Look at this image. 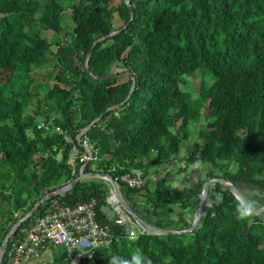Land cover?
Segmentation results:
<instances>
[{"label":"trees","instance_id":"16d2710c","mask_svg":"<svg viewBox=\"0 0 264 264\" xmlns=\"http://www.w3.org/2000/svg\"><path fill=\"white\" fill-rule=\"evenodd\" d=\"M112 1L0 0V245L43 194L78 175L85 163L79 159L86 152L83 142L93 157L84 172L110 174L131 207L157 227L169 225L146 219L133 195L144 200L140 206L150 215L177 206L183 217L198 207L203 183L217 177L253 186L262 199L244 195L247 202L264 206V0H130L134 16L125 28L130 9L125 0ZM117 28L122 30L95 45L88 66L99 77L128 69L135 88L78 142L84 126L129 93L128 72L99 80L85 65L93 41ZM61 34L68 36L63 40ZM45 66L50 70L40 79L34 70ZM197 73V94L181 88ZM191 124L196 139L180 155ZM73 147L74 166L68 162ZM181 162L184 166L160 175V169ZM195 163L206 165L202 179L168 185L167 178ZM137 171L145 179L141 187L120 181V175ZM110 189L103 179L87 178L65 196L53 197L69 205L95 200L99 219L111 226V241L79 264L131 260L137 252L151 264H264V219L260 213L239 219L242 203L218 181L210 183L196 228L183 234L138 227L130 237L126 225L113 224L115 218L102 212ZM49 203L18 227L7 250L20 227ZM65 257L59 252L48 264H62Z\"/></svg>","mask_w":264,"mask_h":264},{"label":"built area","instance_id":"2783aa9c","mask_svg":"<svg viewBox=\"0 0 264 264\" xmlns=\"http://www.w3.org/2000/svg\"><path fill=\"white\" fill-rule=\"evenodd\" d=\"M83 144L87 146L85 142ZM77 157V149L73 147L68 154V162L74 166ZM79 159L86 161L89 156L85 152ZM119 179L130 188H138L145 183V179L138 171L124 173ZM110 191L107 202L115 206L119 214L113 224L126 225L128 235L134 237L140 229L122 213L113 191L111 189ZM95 205V200L69 205L55 198L50 199L43 214L20 227L16 240L5 251V264H41L37 260L50 246L60 247V252L65 254V261L62 264H79L82 258H90L98 247L112 239L111 226L99 219Z\"/></svg>","mask_w":264,"mask_h":264},{"label":"water","instance_id":"95a60500","mask_svg":"<svg viewBox=\"0 0 264 264\" xmlns=\"http://www.w3.org/2000/svg\"><path fill=\"white\" fill-rule=\"evenodd\" d=\"M125 3L127 4V6L130 9V19L123 24L122 28H125L129 22L133 19V9L130 5V0H125ZM122 28H117L112 32H109L108 34H105L101 37H98L97 39H95L87 53L86 56V60H85V65L87 68V71L89 74H91L95 79H99V80H105L108 78L113 77L114 75H116L118 72L121 71H125L129 73L128 69H125L123 67H117L114 70H112L111 72H109L108 74L104 75V76H95L92 74L89 66H88V61L89 58L91 56V53L95 47L96 44H98L100 41L104 40L107 37H112L116 34H118ZM130 78L132 79V84L129 90V93L126 97V99L118 104L115 105H111L109 107H107L104 112H102L101 114H99L98 116H96L95 118H93L86 126H84L79 133L77 134V141L80 142L82 135L89 130L92 126L95 125V123H97L102 116L111 111V110H116L117 108H119L120 106H122V104L130 97L132 91L135 88V79L132 73H129ZM82 145L85 148V151L87 153V155L89 156V159L85 161V163L80 167L79 169V173L78 175L72 179L71 181L67 182L66 184L60 186L59 188L49 191L45 194H43L34 204L33 206L26 212L23 214V216H21L20 218H18L9 228L8 232L6 233V235L4 236L1 245H0V264H2V260L4 257V253L6 251L8 242L10 240V238L14 235V233L16 232V230L18 229V227L25 221H27L31 216H33L36 212V210L38 209V207L43 204L44 202H46L47 200L55 197V196H65L67 194V192H69L71 189H73L78 183H80L82 180L87 179V178H100L103 179L105 181H107L110 185L111 190L113 191V195L117 201V205L118 207L121 209L122 213L124 215H126V217H129L140 229H142L143 232L146 233H154V234H183V233H187V232H191L193 231L198 222L200 221L201 217L203 216L205 210H206V206H207V201H208V191H209V187H210V183L213 181H218L221 184H223L226 188H228L233 194L234 196L245 206L248 204L243 191H242V182L238 181L236 184H233L230 181H226L223 178H217V177H212L207 179L202 186V191H201V199L200 202L198 204V207L195 209L194 215H193V220L191 222V225L185 229H179V230H175V229H169V228H160L155 226L152 223H149L147 221H145L143 218H141V216L124 200L120 188H119V184L118 182L108 173H104V172H84V167L87 165V163L91 160L92 158V151L88 146H85L83 143ZM191 170H194L195 172L192 173V176L194 178H197L199 176L198 173V167H197V163L193 164L191 167ZM190 183H192V181H190ZM190 183H186L183 186H188ZM251 188H253V186L249 185ZM264 211V206H261L259 208L253 209L252 214L253 215H257L261 212ZM43 261L41 262V264H48L51 263L52 260H49L47 258H43Z\"/></svg>","mask_w":264,"mask_h":264},{"label":"rangeland","instance_id":"374dc122","mask_svg":"<svg viewBox=\"0 0 264 264\" xmlns=\"http://www.w3.org/2000/svg\"><path fill=\"white\" fill-rule=\"evenodd\" d=\"M119 0H113L112 1V3L113 4H116L117 2H118ZM115 16L117 17V15L115 14ZM120 25V23L118 22V21H115V26L116 27H118ZM45 34H47L46 36L47 37H51V35H50V32H47V33H45ZM61 37H62V39L64 40V39H66L67 38V36L68 35H64V34H61L60 35ZM37 70V71H36ZM36 70H34V72H36L37 73V75H38V77L40 78V79H43L44 78V73H46L48 70H50V67H48V66H45V67H42L40 70H38V69H36ZM208 76V75H207ZM209 77V76H208ZM186 79V83L185 84H181L180 86H181V88H184L185 90H188V91H193L194 92V94H197V92H198V89H199V86H200V82H201V74L200 73H197L194 77H186L185 78ZM207 80L210 82V77L209 78H207ZM52 83H53V81L51 80V79H49L48 80V84L51 86L52 85ZM201 120H200V123H204V118L203 117H201L200 118ZM192 127H194V125H190L189 126V129H190V131H191V133H192V135L189 137V139L188 140H186V142H184L183 143V145L181 146V148H180V152H179V154L180 155H184L185 154V147H186V145H188V144H190L192 141H194V139H196L195 137H196V134H195V131L193 130V128ZM234 166V165H233ZM231 167V169H233L234 167ZM164 167V166H163ZM192 166H190V168H191ZM176 168H178V164L177 165H174V164H171L168 168H163V169H160V171H159V173H160V175H162V177L164 176V174L165 173H168V172H170V171H175L176 170ZM206 165L205 164H200V170H201V179L205 176V174H206ZM107 182V181H106ZM167 182H168V185L170 186V187H172V188H177V187H181V184L182 185H184L183 184V181L182 180H180V177H179V175H176V174H174V175H172V176H170L169 178H167ZM154 186H155V184H154V182L153 181H150L149 183H148V189H150V190H152L153 188H154ZM259 196H261L260 195V192L259 193H257V198L256 199H259ZM133 198H136V196L135 195H133ZM138 199H139V202H141V204L142 205H144L143 203H145L144 202V200L142 199V200H140V198L139 197H137ZM138 202V203H139ZM248 203H252L253 205H254V207L255 206H257L258 205V207H260V205H259V203H256L255 201H251V200H249V202ZM136 205H138V204H136ZM257 207V208H258ZM254 209H256V207L254 208ZM145 210V209H144ZM146 211V210H145ZM194 212H195V210H190V211H188L187 213H186V215L189 217L188 219L191 221V219H193L192 217H193V215H194ZM113 213V216H116V213L115 212H112ZM111 212H110V214H112ZM144 216H145V218L146 219H148V220H150V221H155V220H160V219H162V221H163V223L165 224V225H167L168 223V225H170V226H175V227H180V226H182V225H180L178 222L180 221V220H182V216H180V209L177 207V206H172V208H171V211H169V213L168 212H166V210L164 209V210H160V211H155V214L154 215H151L152 216V220H151V217H150V214L148 213V214H143ZM259 216L262 218V219H264V211L263 212H261L260 214H259ZM189 221V222H190ZM171 222H173V223H171ZM191 223V222H190ZM59 249H60V247H57V248H55V251L57 252V251H59Z\"/></svg>","mask_w":264,"mask_h":264},{"label":"crops","instance_id":"0c3cea01","mask_svg":"<svg viewBox=\"0 0 264 264\" xmlns=\"http://www.w3.org/2000/svg\"><path fill=\"white\" fill-rule=\"evenodd\" d=\"M178 166H184V163H180ZM197 167H198V173H199V176L197 177V178H194V181H192V182H195V181H197L198 179H200L201 177V170H200V165L197 163ZM195 171L194 170H191V168H189L186 172H184V173H181V174H176V175H179V177H180V180H182L183 181V184H186V183H190V179L193 177L192 176V173H194ZM163 175V174H162ZM161 175V176H162ZM174 175V174H173ZM153 176V175H152ZM181 186H183L182 184H181ZM180 187V186H179ZM122 194V193H121ZM123 196V195H122ZM124 198V200L131 206L133 203H131L129 200H131V199H129V197H123ZM136 202L135 204H138V202H139V199H137V198H134L133 200H132V202ZM140 205H142L141 204V202H139V204L137 205V206H139V209H140V212L142 213V214H148L144 209H142L141 208V206ZM190 211V210H189ZM102 212L109 218V219H114V218H116V217H118L119 216V214H118V212L116 211V209H115V206H112L111 204H108V206H103L102 207ZM110 212L112 213V212H115L116 213V216H113V213L112 214H110ZM188 211H186L185 213H184V215H183V217H182V220H180L178 223L180 224V225H182V226H180V227H175V226H168L167 228H169V229H178V228H184V227H186L188 224H190V222H192V220L193 219H191V221L188 219L189 217L186 215V213H187ZM150 217H151V220H152V216L150 215ZM193 218V217H192ZM153 221V220H152ZM156 221V220H155ZM190 221V222H189ZM171 223H173V222H171ZM169 224V223H168ZM60 252V249H59V251H55V248L54 247H48L45 251H43V253L41 254V257H40V259H38L37 260V262H42L43 260V258H47V259H49V260H54V257L56 256V254L57 253H59Z\"/></svg>","mask_w":264,"mask_h":264},{"label":"clouds","instance_id":"9594fccd","mask_svg":"<svg viewBox=\"0 0 264 264\" xmlns=\"http://www.w3.org/2000/svg\"><path fill=\"white\" fill-rule=\"evenodd\" d=\"M253 209L254 205L252 203H248L246 206L240 204L238 206V218L243 219L252 215ZM110 264H151V260H146L141 253L137 252L132 255L131 260L112 257Z\"/></svg>","mask_w":264,"mask_h":264},{"label":"flooded vegetation","instance_id":"af4514ba","mask_svg":"<svg viewBox=\"0 0 264 264\" xmlns=\"http://www.w3.org/2000/svg\"><path fill=\"white\" fill-rule=\"evenodd\" d=\"M190 181H194V177H192L191 179H190ZM247 185H244L243 186V188H242V191H243V194L244 195H246V196H248V197H251V198H257V192L259 193V191L257 190V189H255V188H247L246 187ZM259 198H261L262 199V197L261 196H259Z\"/></svg>","mask_w":264,"mask_h":264}]
</instances>
